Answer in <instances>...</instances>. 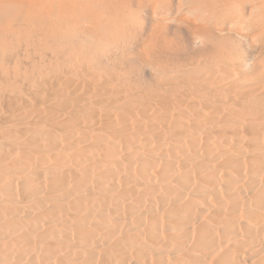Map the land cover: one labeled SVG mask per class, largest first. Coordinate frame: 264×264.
<instances>
[{"label":"bare ground","instance_id":"1","mask_svg":"<svg viewBox=\"0 0 264 264\" xmlns=\"http://www.w3.org/2000/svg\"><path fill=\"white\" fill-rule=\"evenodd\" d=\"M0 264H264V0H0Z\"/></svg>","mask_w":264,"mask_h":264},{"label":"rangeland","instance_id":"2","mask_svg":"<svg viewBox=\"0 0 264 264\" xmlns=\"http://www.w3.org/2000/svg\"><path fill=\"white\" fill-rule=\"evenodd\" d=\"M148 22H150V19H147ZM170 30H168L171 35L174 37V40L176 42V45L178 46L179 53L183 56H191L194 55L199 51L202 50L203 46L200 40L195 39L191 34L188 33L186 28H180L177 26L175 23L170 24ZM182 42V43H181ZM179 43V44H178ZM198 50V51H197ZM141 67V66H139ZM142 70V71H140ZM138 69L139 77L142 79H149V72L148 70L146 71L145 68L143 70V67ZM142 72V74H141ZM144 72V73H143ZM144 74V75H143ZM148 76V77H147Z\"/></svg>","mask_w":264,"mask_h":264}]
</instances>
